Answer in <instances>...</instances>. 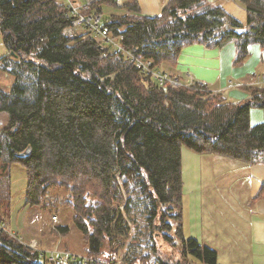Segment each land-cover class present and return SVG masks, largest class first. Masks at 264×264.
<instances>
[{"label": "trees", "instance_id": "16d2710c", "mask_svg": "<svg viewBox=\"0 0 264 264\" xmlns=\"http://www.w3.org/2000/svg\"><path fill=\"white\" fill-rule=\"evenodd\" d=\"M239 2L245 25L209 0H168L153 15L136 0L91 5L101 13L103 6L123 8L103 25L155 66L174 64L190 44L229 42L237 66L251 45L264 49V0ZM67 12L61 0H0L8 50L0 66H11L14 76L11 89L0 92V114L7 116L0 127V264H46L2 221L10 210L12 162L26 169L27 205L48 207L52 186L71 193L65 203L86 236L84 256L95 260L73 264H189V258L218 264L216 250L183 234L181 149L264 164V118L249 120L253 106L264 112V87H247L251 96L242 102L206 85H157L121 55L102 57L87 28L65 35ZM86 195L95 200L87 204ZM52 230L64 234L68 227ZM173 239L178 256L166 244Z\"/></svg>", "mask_w": 264, "mask_h": 264}, {"label": "crops", "instance_id": "0c3cea01", "mask_svg": "<svg viewBox=\"0 0 264 264\" xmlns=\"http://www.w3.org/2000/svg\"><path fill=\"white\" fill-rule=\"evenodd\" d=\"M72 1L80 5L84 0ZM209 1L219 5L224 1L226 8L229 0ZM136 2L142 13L153 15L168 0ZM253 47L262 59V48L253 44L250 53ZM234 54L233 42L221 47L194 43L181 50L174 64L164 62L160 67L181 81H202L229 100L242 101L251 96L247 87L261 86L255 83L259 75L232 64ZM251 110L250 122L263 120L264 112ZM216 155L181 149L183 234L216 250L218 264H264V164Z\"/></svg>", "mask_w": 264, "mask_h": 264}, {"label": "rangeland", "instance_id": "374dc122", "mask_svg": "<svg viewBox=\"0 0 264 264\" xmlns=\"http://www.w3.org/2000/svg\"><path fill=\"white\" fill-rule=\"evenodd\" d=\"M222 2L223 4H225L224 1ZM223 7L225 6L223 5ZM225 9L229 13L234 15L242 24L244 25L246 24V11L244 10V7L239 2V0L227 1V6ZM123 11L124 9L121 7L117 8V7L103 6L102 22L104 21V19H107L110 16V14L122 13ZM78 32H80V30H78ZM86 32H89V34L93 36L96 40H100L101 38L100 35L96 33L94 30H90V31L86 30ZM255 50L256 47L251 48V53L249 50L248 56L241 64L242 69L247 71L250 70L251 73H255L262 77V75H264V57L262 59L259 56L257 57ZM263 50L264 49L261 50L262 54L264 53ZM7 55H8V50L6 49L0 37V59H2ZM10 68L11 66L8 67L5 71L0 66V92L9 91L11 89V86L14 81V76L11 73L7 72V70L9 71ZM249 98L250 96L246 99H243L242 102L247 101ZM251 109L257 110V112L260 111L263 112V109L258 106H253ZM250 112H252V110ZM249 120H250V113H249ZM6 122H7V116L1 113L0 127H3L6 124ZM253 123L255 124L257 122H253ZM0 140H2L1 134H0ZM227 160H233V159H227ZM3 164H4L3 161H0V172L2 171ZM9 169L11 175L10 210L8 211L9 215L4 216L2 220L7 230L12 231L13 233L19 235L17 236L18 239L21 242L28 245L30 248L35 246V242H33V240H35L38 244V247L45 250H49L57 244L59 247L63 249H66L65 246H67L69 248L68 250L78 255L81 256L88 255L86 236L83 233V231L77 227V225L74 222L73 208L65 203L67 200L72 199L70 195L71 193L68 191L60 193L56 190H53L58 188L52 186L46 198L48 207L43 205H38V206L27 205L25 203L26 187H27V172L25 167L19 162H12L10 164ZM226 170L228 172V177H226V180L228 179V184H229V180H231L230 171L228 169ZM223 185L227 187V183H224ZM217 190L219 191L220 189L218 188ZM202 193L204 196L207 194L205 192V189H203ZM210 195L213 196V193H210ZM94 200L95 198H93L91 195H86L87 204H91ZM53 215L57 216L58 221L56 224H54L52 221ZM57 224L59 226L68 227V230L64 234L62 233L59 234L54 232L52 229H54L55 225ZM170 235H172V233H170ZM166 242L169 248L173 247V251H172L173 255L178 256L180 246H178V244L175 243V239ZM100 250L102 252L107 250V246L105 242L102 244ZM98 257L103 259L106 257V253L101 254ZM40 259L44 260V258H40ZM46 264H50V263L46 260ZM189 264H201V263L197 262L194 259L189 258Z\"/></svg>", "mask_w": 264, "mask_h": 264}, {"label": "built area", "instance_id": "2783aa9c", "mask_svg": "<svg viewBox=\"0 0 264 264\" xmlns=\"http://www.w3.org/2000/svg\"><path fill=\"white\" fill-rule=\"evenodd\" d=\"M93 1L95 0H84L80 5H76L72 0H63L68 8L67 13L71 17L69 25L63 29L65 35H76V28L79 26H83L88 30H94L101 37L100 40L97 41L101 49L102 57H106L109 54L121 55L126 63L133 66L141 76L155 82L157 85L169 84L174 87L180 85L190 86L195 83L199 86L205 85L204 82L196 81L192 78L181 81L178 77L170 74L166 70L161 69L159 66H155L151 59L140 57L138 55L137 46L131 48L124 46L122 43L123 35H113L109 28L103 25V13L98 11V7H92L91 4ZM125 1L126 0H115L118 4H122ZM84 11L88 13L84 14ZM255 83L264 86V75H262V77L259 75ZM52 221L54 224L57 223L58 219L56 215L52 216ZM33 242H35V246L32 248L38 249L40 258H44V260H47L50 264H73L79 261L94 263L95 261L91 258L78 255L68 249H63L57 244L51 249L45 250L39 248L35 240H33Z\"/></svg>", "mask_w": 264, "mask_h": 264}, {"label": "water", "instance_id": "95a60500", "mask_svg": "<svg viewBox=\"0 0 264 264\" xmlns=\"http://www.w3.org/2000/svg\"><path fill=\"white\" fill-rule=\"evenodd\" d=\"M235 30H236V31H241V29H240V28H236ZM21 155H22V154H21Z\"/></svg>", "mask_w": 264, "mask_h": 264}]
</instances>
